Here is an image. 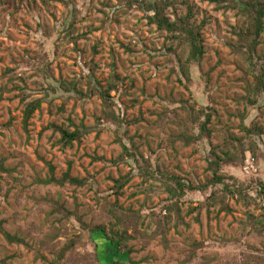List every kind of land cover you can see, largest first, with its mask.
<instances>
[{
    "label": "rangeland",
    "instance_id": "obj_1",
    "mask_svg": "<svg viewBox=\"0 0 264 264\" xmlns=\"http://www.w3.org/2000/svg\"><path fill=\"white\" fill-rule=\"evenodd\" d=\"M152 1L169 23L201 29L198 64L150 24L146 5L0 3V264H100L92 234L121 230L120 216L140 233L129 230L118 250L125 264H264V198L255 190L264 182V94L258 106L247 102L264 80V32L249 49L253 0ZM111 84L113 104L98 95ZM192 108L214 113L210 135L186 146L183 135L198 132ZM59 129L81 130L80 140L63 148ZM212 151L235 161L221 164L220 185H210ZM128 175L117 195L115 181ZM171 177L196 191L177 202L164 186ZM245 187L253 190L239 195ZM170 203L179 211H165Z\"/></svg>",
    "mask_w": 264,
    "mask_h": 264
},
{
    "label": "trees",
    "instance_id": "obj_2",
    "mask_svg": "<svg viewBox=\"0 0 264 264\" xmlns=\"http://www.w3.org/2000/svg\"><path fill=\"white\" fill-rule=\"evenodd\" d=\"M130 3H132V6L135 5H146L149 12H153L154 15L148 18L150 24H157L159 29L161 31H166L169 34L173 35L175 40H178L181 45L188 46L190 49V60L193 64H198L200 62L201 57L204 54L203 46H202V40L200 37L201 29L199 28H192L189 25H186L184 20H180L177 23H169L166 17L160 14V10L162 11L163 8L159 6V4L153 2L152 0H127ZM210 2H214V0H209ZM2 0H0V3ZM257 2V0H253L252 3H246V11L247 13L251 15L252 20V29L248 30V36L251 39L252 44L249 45V49L252 48V50L256 49L257 43L256 40L260 37L261 34L264 32V1L263 3H258L256 6L254 4ZM64 5H69L68 2H62ZM165 4V3H164ZM131 5V4H130ZM79 11L74 8L72 10V18L69 22H73L77 19ZM188 18V17H187ZM184 23L185 26H182ZM68 24H66L67 26ZM71 26V25H70ZM68 25L67 29L70 28ZM190 81V80H189ZM263 77H257L255 88L250 91V94L248 95L247 102L251 107H255L259 105V102L261 100V96L264 94V82ZM181 82V81H180ZM191 82V81H190ZM183 84V83H182ZM116 86L115 84H111L110 87L106 90H98V95L107 103L113 104L112 98L110 96V91L115 90ZM93 91V90H92ZM189 91V89H188ZM97 92V91H95ZM92 95V93H90ZM42 101H36L28 104L25 113H24V127L26 130H28V123L32 116L35 114L36 111L40 110ZM212 112H207V110L204 108L201 111L196 112L193 108L191 109L193 117L197 116V123H198V132H192L191 135H183V138L181 140L184 142L186 146L190 145L191 143H197V141L202 140V136L206 134L207 136L210 135V131L208 129V126L211 123V118L214 113V110L211 109ZM114 120L117 122L122 121L120 118L116 117L112 114L111 116ZM245 131L248 132V136H252L254 134L262 135V133L259 132V130H251L249 127L244 128ZM61 133V138L59 140V144L62 145L63 148L66 147H72L73 143L80 140L81 137V130H77L73 133H70L65 130H58ZM232 145V144H231ZM134 146V145H133ZM256 148L257 151V145L253 146ZM123 149L125 152H127L128 156L131 158H134L136 160L137 151H134V147L132 149V152L128 148L123 146ZM247 153V152H246ZM211 156H214L215 160L212 161L210 165V171L213 174L212 183L210 185H220L224 183V177L220 175L221 173V164H225L226 162H235L233 160H230L229 153H224L222 156H220L217 152L212 151ZM103 160V159H101ZM4 160L3 158H0V173L4 172ZM131 177L128 175L126 177H122L115 181V188L117 195L120 194V191L124 189V187L131 181ZM72 184L79 185L81 183H84V181H80L79 179H68ZM229 180H235L233 177H230ZM170 181L172 183H175L176 186L174 187L171 184H166L165 189L168 192L169 196L172 197V199H175L178 201L182 200L186 195L187 191H196V189H192L188 187V185H185L182 183V181L179 178L171 177ZM227 189H229V186H226ZM243 189V190H242ZM253 190L251 187H245L241 188L240 190H237L239 195H242L241 192H249ZM258 196H262L264 198V182H259L258 187L255 189ZM236 194V191H234ZM212 198V197H211ZM210 198V199H211ZM167 212H173L177 210L179 211L177 204H167L163 208ZM110 214L112 213L109 211ZM119 222L116 224L117 226L121 227L120 229H115L114 227L110 229L109 234L105 230L104 227L96 229V234H92V238L94 239L96 243L97 248V259L99 260L100 264H125V260L123 257L117 256L118 250L120 247L123 246V244L129 242L132 240V238H138V234H140L136 228V223L132 220H130L129 217L120 216ZM125 221V222H124ZM130 222H133L131 225ZM129 230H133L134 235L133 237L129 236ZM105 242L106 245L101 246L102 242Z\"/></svg>",
    "mask_w": 264,
    "mask_h": 264
}]
</instances>
